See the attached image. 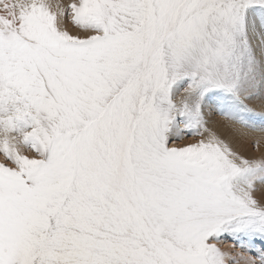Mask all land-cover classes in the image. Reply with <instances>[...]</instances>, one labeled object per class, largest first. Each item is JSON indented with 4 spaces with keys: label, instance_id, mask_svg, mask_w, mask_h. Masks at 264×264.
Segmentation results:
<instances>
[{
    "label": "snow or ice",
    "instance_id": "6c2138e0",
    "mask_svg": "<svg viewBox=\"0 0 264 264\" xmlns=\"http://www.w3.org/2000/svg\"><path fill=\"white\" fill-rule=\"evenodd\" d=\"M253 100L264 0H0V264H264Z\"/></svg>",
    "mask_w": 264,
    "mask_h": 264
},
{
    "label": "bare ground",
    "instance_id": "6f19581e",
    "mask_svg": "<svg viewBox=\"0 0 264 264\" xmlns=\"http://www.w3.org/2000/svg\"><path fill=\"white\" fill-rule=\"evenodd\" d=\"M249 106L255 109L257 112H264V100H253L248 102ZM214 120H222V117L216 115L213 117ZM239 127V126H237ZM253 135H259L258 133H254ZM251 144L247 145L244 149V154H247V156L252 155H259V151L255 148V151H251L253 149ZM262 148H264V141H262Z\"/></svg>",
    "mask_w": 264,
    "mask_h": 264
},
{
    "label": "rangeland",
    "instance_id": "374dc122",
    "mask_svg": "<svg viewBox=\"0 0 264 264\" xmlns=\"http://www.w3.org/2000/svg\"><path fill=\"white\" fill-rule=\"evenodd\" d=\"M67 27H68L70 30H74V29H72L71 24H67ZM190 139H193V138H191V137H185L184 140L178 141V143H184V142H187V141L190 140ZM251 151H255V148L251 149ZM245 155H247V154H245ZM231 243H233L231 240H226V241H224L223 243H221L220 246H221L222 248H227Z\"/></svg>",
    "mask_w": 264,
    "mask_h": 264
}]
</instances>
